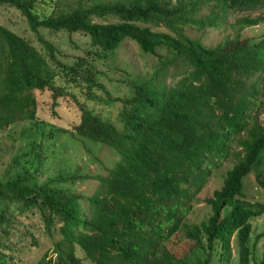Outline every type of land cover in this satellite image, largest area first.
Wrapping results in <instances>:
<instances>
[{
    "label": "trees",
    "instance_id": "trees-1",
    "mask_svg": "<svg viewBox=\"0 0 264 264\" xmlns=\"http://www.w3.org/2000/svg\"><path fill=\"white\" fill-rule=\"evenodd\" d=\"M37 1L0 0V5L19 11L44 46L42 52L28 37L0 24V127L30 119L29 126H38L43 133L48 123L45 111L57 117L58 110L67 107L76 114L69 133L105 144L118 157L105 174L88 176L79 173L78 166L59 167L38 179L25 175L23 167L22 174L0 179V264H23L15 260L23 242L12 238L19 231L29 234L34 244L42 232L59 235L53 242L54 257L43 252L37 264H78L82 257L90 264H155L164 238L175 231L187 210L184 203L226 158L232 142L240 148L223 171L219 187L205 198L211 212L192 223L187 233L196 242L204 238L209 256L214 240L225 246L233 232L239 264H248L249 219L264 212V197L249 202L239 195L244 194L242 178L250 170L252 191L264 190V118L246 126L247 110L258 100L253 94L264 81V32L253 39L239 31L261 16H236L228 24L232 35L225 34L210 46L185 34L183 26H216L230 11L264 8V0H76L70 9L47 13L36 7ZM39 29L77 31L103 51L127 37L142 52L156 53L159 66L148 77H124L129 94L112 97L95 79L93 64L82 68L86 57L59 60L55 45ZM158 47L167 54L157 53ZM168 65L183 67L185 73L171 85L157 84L158 70ZM56 69L76 74L83 81V95L57 85ZM34 89L47 93L40 111ZM114 99L121 101L118 125L89 104ZM57 129L48 134L54 137ZM56 162L63 165L61 159ZM85 176L97 181L87 195L73 186ZM207 259L203 255L196 264H207Z\"/></svg>",
    "mask_w": 264,
    "mask_h": 264
},
{
    "label": "rangeland",
    "instance_id": "rangeland-1",
    "mask_svg": "<svg viewBox=\"0 0 264 264\" xmlns=\"http://www.w3.org/2000/svg\"><path fill=\"white\" fill-rule=\"evenodd\" d=\"M82 1L84 3L89 2V0ZM37 2L39 4L36 7L40 8L43 13H47L49 10L57 12L60 9H70L76 0H38ZM202 11L204 9L199 12ZM242 14H249L250 16L260 14L261 18L257 23L246 25L239 31L240 36L246 35L251 36L253 39L258 38L264 32V8L253 11L233 10L228 12L225 19L221 20L216 26L197 27L196 25L186 24L183 26V31L185 34L196 37L203 44L210 46L222 40L225 34L232 35V28L228 24L236 16ZM0 24L17 34L28 37L38 50L44 51V46L37 35L26 25L23 16L13 6L0 5ZM156 28L164 29V27ZM39 33L43 38L55 45L54 53L59 60L71 62L77 56L86 57V61L81 63L82 68L89 63L93 64L96 72L94 73L95 79L102 81L106 85L112 97L118 95L123 97L129 94L130 90L123 81L124 77H148L159 66L156 53L142 52L137 44L127 37L114 49L103 51L98 46H91L88 37L77 31L67 32L60 30L48 32L46 29H39ZM156 52L167 54L162 47L156 48ZM56 70L57 73L54 75L53 80L57 85L63 90L70 91L75 96L83 95V81L76 74H73L70 70L67 72ZM184 73L183 67L168 65L163 71L158 70L156 83L171 85ZM257 87L258 92L255 95L253 94V96L258 98V100L252 102L247 110V127L251 126L254 120L262 123L264 118V81ZM93 88L97 92L101 90L100 87L95 85ZM32 93L36 95L38 111H40L42 107L44 108L43 101H46L45 95L47 93L38 94L35 89ZM249 96L252 98V95ZM89 104L102 117L107 118L114 125H118V111L121 106L119 99L109 100V103H98L96 100H90ZM44 118L48 123L43 125V133H41L40 127L29 126V123L32 122L30 119L16 120L7 127H0V179H5L16 173L22 174L23 167H26L25 175L31 174L38 179L57 171L59 167V169L73 170L74 167L78 166L79 173L87 174L88 176H93L96 173L105 174L112 161L118 157L105 144L92 142L85 138H77L69 133L68 127L76 119V114L71 109L67 107L60 108L57 117L50 115L49 111H45ZM56 126L60 129L56 130V134L53 137L48 134V130H54ZM62 127L65 129H61ZM22 128H24L23 132H21ZM44 135L45 137L43 138ZM32 143H35L34 147ZM37 148H39V154L35 153ZM239 148L240 145L232 142L226 158L219 162L214 171L210 172L212 173L211 176L206 178L205 183L184 203V207L187 210L182 215L175 231L164 238L163 244L157 253L155 264H170V262L175 261V257L183 259L188 264H195L197 259L203 256L204 249L195 242L194 238L190 237L187 233V228L192 223H199L211 212L205 198L212 195L214 188L219 187L224 175L223 171L231 165L233 153L238 152ZM26 150H29V153H25ZM58 159L62 160L63 165L56 162ZM253 184L254 177L252 170H250L242 178L244 199L254 200L264 197V190L258 193L252 191ZM96 185V179L87 176L82 179H76L73 183L74 188L83 195L92 193ZM189 189L192 190L193 186H190ZM9 211L14 212L15 209L10 206ZM249 221L251 224V236L247 246V251H250L248 264H264V214L254 219L250 218ZM18 225L16 223L15 227H18ZM163 232H167L166 228L163 229ZM253 234L254 237L252 238ZM58 237L57 233L47 235L42 232L36 236L37 243L34 244L31 242L32 238L29 234H21L19 231L17 236L12 237L13 240L23 242L22 246H20L21 256L15 257V260L23 264H37L36 261L43 252H45L46 257L53 258V242ZM76 249L80 250L78 251V256L82 257L81 248L76 246ZM218 253L219 249L217 246V248L212 250V256L207 264H213L216 261V264H239L232 237L229 242V255L224 251L220 259H218ZM251 253H253L254 257H251ZM78 264H90V261L86 257H82Z\"/></svg>",
    "mask_w": 264,
    "mask_h": 264
},
{
    "label": "clouds",
    "instance_id": "clouds-1",
    "mask_svg": "<svg viewBox=\"0 0 264 264\" xmlns=\"http://www.w3.org/2000/svg\"><path fill=\"white\" fill-rule=\"evenodd\" d=\"M239 197H240L241 199L244 200L243 195H239ZM252 201H253V200H249V202H252ZM222 211H223V210H222ZM263 214H264V212L261 213L260 215L254 216V218L259 217V216H261V215H263ZM231 237H232L233 243H234V245H235V249H236V257L238 256V260H239L238 247H237V243H236L235 235H234L233 232L230 233V235H229V237H228V242H227V244H226L225 246H223L219 241L214 240L213 248H212L211 250H209V251H210V255H209V256H207V254H206V252L208 251V249H207V247H206V245H205L204 238L202 237L200 242H196V241H195V242H196L197 244H199V246L202 247V248L204 249V253H203V255H204L205 257L208 258V259H207V262H208V261L210 260L211 256H212V250H213L214 248H217V246H218V249H219L218 259H220L221 254H222L224 251H226L227 254L229 255V242H230ZM192 238H194V237H192ZM246 245L248 246V242H246ZM249 252H250V251H248V254H249ZM169 254H171V253H169ZM248 254H247V258H248ZM251 257H254L253 253H251ZM216 262H217V261H216ZM216 262H214L213 264H216ZM239 263H240V260H239ZM170 264H188V263L185 262V261H184L183 259H181V258H176V257H175V261L170 262ZM195 264H196V263H195Z\"/></svg>",
    "mask_w": 264,
    "mask_h": 264
}]
</instances>
